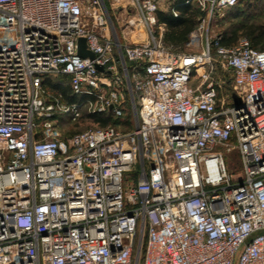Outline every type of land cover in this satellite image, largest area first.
<instances>
[{
  "label": "built area",
  "instance_id": "2783aa9c",
  "mask_svg": "<svg viewBox=\"0 0 264 264\" xmlns=\"http://www.w3.org/2000/svg\"><path fill=\"white\" fill-rule=\"evenodd\" d=\"M131 1L139 41L104 0H0V264H264V48L219 30L240 0ZM190 3L178 50L156 12ZM84 112L117 122L65 133Z\"/></svg>",
  "mask_w": 264,
  "mask_h": 264
},
{
  "label": "rangeland",
  "instance_id": "374dc122",
  "mask_svg": "<svg viewBox=\"0 0 264 264\" xmlns=\"http://www.w3.org/2000/svg\"><path fill=\"white\" fill-rule=\"evenodd\" d=\"M114 23L116 33L118 35H124L128 41H139L141 31L137 32L133 27L137 15L134 11V7L131 0H104ZM242 11L227 10L223 15L222 22L219 25V30L224 31L225 28L232 26H238L241 24H253L256 26H264V0H243ZM234 12L239 14L237 18L232 19ZM243 34H239V37ZM193 47H187L184 45L183 49L186 51L191 50ZM63 80V81H61ZM44 87L50 93L60 91L62 93H68L67 80L57 78H46L44 80ZM58 87V88H57ZM69 97V95L67 96ZM98 123L87 116H81L80 120L75 123H68L63 121V129L65 132H72L76 130L85 129L89 126H96ZM227 165L230 171L235 174L240 172L239 156L235 150L227 152Z\"/></svg>",
  "mask_w": 264,
  "mask_h": 264
},
{
  "label": "trees",
  "instance_id": "16d2710c",
  "mask_svg": "<svg viewBox=\"0 0 264 264\" xmlns=\"http://www.w3.org/2000/svg\"><path fill=\"white\" fill-rule=\"evenodd\" d=\"M243 0H240L236 5L229 8L231 11H242ZM178 15L174 16L170 11L158 10L156 16L159 22H163L166 25V31L164 33V41L173 45L178 50H183L184 44L188 39L189 32L195 27L198 16V9L194 3L188 5H178ZM239 14L234 12L232 19L237 18ZM239 34L246 36L255 48H264V26L253 24H241L232 27H227L222 31L223 44H230L234 42ZM68 95H66L67 97ZM69 100H74V96L67 97ZM83 116H87L98 123L97 126H105L108 123L115 124L117 121L110 113L104 114H89L84 112ZM87 128V127H86ZM64 130V129H63ZM83 130V129H81ZM80 130L72 131L77 132ZM65 132V131H64ZM71 133V132H65Z\"/></svg>",
  "mask_w": 264,
  "mask_h": 264
},
{
  "label": "water",
  "instance_id": "95a60500",
  "mask_svg": "<svg viewBox=\"0 0 264 264\" xmlns=\"http://www.w3.org/2000/svg\"><path fill=\"white\" fill-rule=\"evenodd\" d=\"M78 53L81 56H88L90 58L94 57L93 52L86 48V42L84 37L78 38ZM97 67L101 69V66L97 65ZM233 97L235 98L236 102H239V98L237 97V95H233Z\"/></svg>",
  "mask_w": 264,
  "mask_h": 264
}]
</instances>
